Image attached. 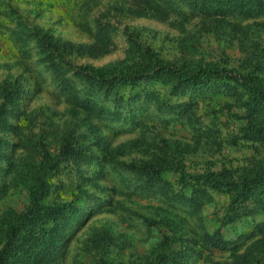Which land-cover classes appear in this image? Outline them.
<instances>
[{
	"label": "rangeland",
	"instance_id": "rangeland-1",
	"mask_svg": "<svg viewBox=\"0 0 264 264\" xmlns=\"http://www.w3.org/2000/svg\"><path fill=\"white\" fill-rule=\"evenodd\" d=\"M134 8L135 0H0V86L10 84L21 91L13 106L0 90L4 113L10 114L14 107L21 112L19 120L6 117L16 131L0 126V140L6 143L0 158V220L29 210L32 186H25L7 171L10 164L28 158L25 142L42 138L44 150L35 158V165L42 164L46 172L48 194L42 203H69L80 210L66 230L67 241L50 264H158L163 260L172 264L187 258L190 264H241L237 259L260 238L255 231L264 223V191L259 193L258 203H249L247 215L229 222V195L213 191L209 203L195 210L187 197L173 198L170 191L163 196L152 181L128 168L142 167L159 157L165 143L183 146L176 167L190 175L228 173L237 178L264 167V141L246 140L252 118L244 106L246 97L232 83L212 81L201 91L173 96L160 80L139 81L125 89L126 95L152 92L173 106L190 104V114L177 119L152 102L138 127L102 129L101 135L113 150L107 161H102V154L92 146L94 137L89 136L87 144L101 157L103 167L93 161L75 169L58 158L59 146L53 138L88 134L86 116L59 95L53 75L30 37L36 29L75 45L93 43L99 23L111 29L109 51L94 59L65 57L64 63L71 69L130 60L134 45L139 53H148L162 65L193 69L218 64L239 73L253 69L264 77V13L245 20L188 15L184 20L172 16L158 21L135 17L129 12ZM92 123L102 128L96 120ZM113 126L119 127L117 123ZM8 145L12 148L7 149ZM175 169L162 176L177 192L183 188ZM79 174L92 177V182L83 183ZM217 233L225 241H239L238 249L211 247ZM39 251L35 247V254L23 264H45ZM199 252L201 255L196 254ZM254 253L252 264H264V244L256 245Z\"/></svg>",
	"mask_w": 264,
	"mask_h": 264
},
{
	"label": "trees",
	"instance_id": "trees-1",
	"mask_svg": "<svg viewBox=\"0 0 264 264\" xmlns=\"http://www.w3.org/2000/svg\"><path fill=\"white\" fill-rule=\"evenodd\" d=\"M187 10V11H185ZM129 12L135 17H148L158 21H167L172 16L186 19L201 16L207 18H230L245 20L264 13V0H135V8ZM111 29L97 24L93 35V43L75 45L49 35L47 32L36 29L30 33L35 41L41 62L54 78L56 89L67 104L74 110L85 114L87 132L77 136L64 135L55 137L59 146L58 158L65 166L89 164L97 161L99 167L101 157L92 152L87 144L91 135L94 137L92 146L102 154V161L111 157L107 138L102 129H131L141 124V115L146 107L155 102L158 110L167 111L174 118L183 119L191 112L190 104L171 105L164 97L160 98L152 92L133 93L126 95V88H133L139 81L149 83L162 81L169 86V94L173 96L195 93L208 88L212 81L232 83L235 90H241L246 97L244 106L252 119L245 131L246 140L264 141V77L251 69L246 73H239L233 69L223 68L218 64L207 67L198 66L185 69L174 65L157 63L149 54H141L135 46H131V59L94 69H71L64 63L68 56L99 58L105 55L111 47ZM73 72L72 77L67 74ZM1 95L7 104L15 105L21 91L16 86L6 84L0 86ZM17 99V100H16ZM259 111V115L255 112ZM0 107V126L8 132L16 131L12 123L6 121L8 113ZM13 119L19 120L21 112L14 107L10 112ZM255 115V117H254ZM93 120L101 123L102 128L92 123ZM194 126L195 121L189 117ZM117 123L119 127L113 126ZM42 140V141H41ZM6 145L0 140V158L5 154L2 147ZM27 148L28 158L17 165L10 164L8 174H15L17 180L25 186H32L31 206L27 213L12 216L7 215L0 220V264H23L27 257L35 254V247L41 248L38 252L40 260L45 264L52 262L55 253L67 241V228L78 218V210L73 204L46 205L42 203L46 198L48 186L45 183V169L42 164L35 165V158L44 150L43 139L28 140L23 144ZM12 146L8 145L7 149ZM123 149V147H121ZM183 146L165 143L161 155L147 162L142 167H128L129 170L140 173L148 182L155 184V190L163 196L169 191L172 197L182 199L187 197L192 208L202 209L211 200V192L227 194L231 205L226 220L231 222L242 215H247L250 202L260 199V192L264 191V167L249 170L237 178L228 173L190 175L183 169L176 167L181 156ZM176 168V169H175ZM180 175L179 186L183 189L175 192L168 181L163 179V173L174 170ZM83 183L92 182V177L79 174ZM153 188V187H152ZM190 191L189 195L184 192ZM262 197V196H261ZM258 203V202H257ZM261 203V202H260ZM260 236L242 257L237 260L241 264H252L256 260L254 249L258 244H264V223L256 228ZM211 247L221 250L238 249L239 241H225L220 234H215ZM211 250V249H209ZM201 255V253H196ZM56 258V257H55ZM158 264H167L166 260ZM172 264H190L188 258L182 262L174 260ZM260 264V263H259Z\"/></svg>",
	"mask_w": 264,
	"mask_h": 264
}]
</instances>
